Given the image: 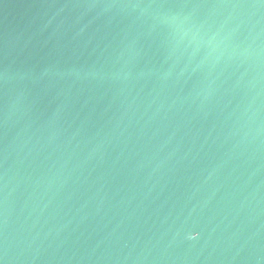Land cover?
<instances>
[{"label":"water","instance_id":"water-1","mask_svg":"<svg viewBox=\"0 0 264 264\" xmlns=\"http://www.w3.org/2000/svg\"><path fill=\"white\" fill-rule=\"evenodd\" d=\"M0 264H264V0H0Z\"/></svg>","mask_w":264,"mask_h":264}]
</instances>
